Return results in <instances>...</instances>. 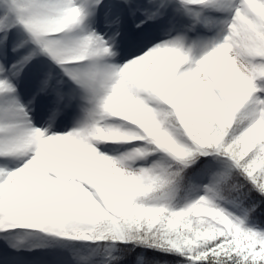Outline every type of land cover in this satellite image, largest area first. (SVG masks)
I'll use <instances>...</instances> for the list:
<instances>
[{"label": "snow or ice", "instance_id": "6c2138e0", "mask_svg": "<svg viewBox=\"0 0 264 264\" xmlns=\"http://www.w3.org/2000/svg\"><path fill=\"white\" fill-rule=\"evenodd\" d=\"M0 264H264V0H0Z\"/></svg>", "mask_w": 264, "mask_h": 264}]
</instances>
